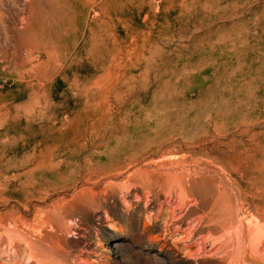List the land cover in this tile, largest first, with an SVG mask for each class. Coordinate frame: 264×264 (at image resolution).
I'll use <instances>...</instances> for the list:
<instances>
[{"label": "rangeland", "instance_id": "374dc122", "mask_svg": "<svg viewBox=\"0 0 264 264\" xmlns=\"http://www.w3.org/2000/svg\"><path fill=\"white\" fill-rule=\"evenodd\" d=\"M159 137L235 201L232 230L264 234V0H0V264H217L193 202L155 188L124 201L96 177L70 186L89 156L123 173L116 159ZM34 151L38 175L22 165ZM244 237L232 259L264 264V242Z\"/></svg>", "mask_w": 264, "mask_h": 264}, {"label": "bare ground", "instance_id": "6f19581e", "mask_svg": "<svg viewBox=\"0 0 264 264\" xmlns=\"http://www.w3.org/2000/svg\"><path fill=\"white\" fill-rule=\"evenodd\" d=\"M181 139L184 140V137L181 136ZM130 141L132 142L133 139H131ZM171 142H172V139L168 140L164 144V142L161 141L160 137L155 138L153 144L151 146H147V149H145L143 152L117 158L116 159L117 161L125 162L124 167H125L126 171L123 173H121V169H119L121 167H112L111 169H109L110 171L101 173V171H100L101 167L90 164V162H89L90 157L93 156V155H91L83 161V164L85 166L83 169V172L85 174L83 179L74 180L73 182H71L70 186L72 188H76V186H78L80 184L82 186L85 185V186H89V187L95 189L99 183H97V182L91 183L90 181L96 177V178L106 179L107 184L109 186H108V190H106V189L105 190L107 192H109V194H112L113 192H115L117 190L120 191V195L122 194V197H123L122 200H124V201H128L132 196L135 199L140 198L141 195L139 194V190L140 191H147V190L150 191V188H153V189L155 188L156 195L163 193L164 195L166 194L170 199H172V196L175 195V197H177V199H178V203H181V204L183 203L185 205V207L186 206L188 207V205L186 204L187 202L183 201V199H186L190 203L193 202V204L190 207L191 208L194 207V209L199 208L198 210H199V212H201V215L198 216V218H197L198 221L196 222V229H198L200 233L205 230L208 234L201 241V243L199 245H202L203 247H206L207 243H209L211 246H215L214 244L218 245L216 248V251H214L213 254H211L207 257V258H209L208 260H213L217 264H221V263L222 264H225V263L236 264L235 260H233V259L235 258L234 256L238 252L243 250L244 245L242 246V241L245 240L244 234H246V236H247L246 238L248 239L249 244L251 243V241L255 240L256 242H258V245H261L262 242H264V234H259V235L253 236L252 235L253 228H251V227L244 229V227L238 226L236 229L232 230L231 229L232 227H230V225L232 224L231 223L232 222V216L229 215V212L233 213V211H235L234 210V206L236 204L235 201L230 200V198L228 197L229 199L225 200V202H223V199L220 198V194H219L221 191L218 193V199H216L217 193H214L212 191V189L208 190V187L210 186L209 182L206 181V178L204 177L202 172H199L195 169V167L198 166V163H195V165L192 166L191 165L192 163L190 164L187 159H179L178 153L180 150H183V149L179 148V149L164 150V145L168 146L171 144ZM89 143L92 145L91 140L89 141ZM89 143L87 142V144L84 146V149L87 148ZM189 147H184V149L190 150V149L194 148V147H190V148ZM157 155H160V158L158 160L156 159L157 161H153L152 158H154ZM70 156L75 158L74 159V165L78 166L79 162L77 161L78 158L76 159L77 156L75 154L70 155ZM100 156H103V155H100ZM40 158H41V156L40 155L38 156L34 151V152L29 154L28 161H26V163H24L22 165H23V167L26 166L25 168H27V167L32 168L28 173H33V174H37V175L40 173H44V172H42L43 169H42L41 160H38ZM109 159L110 158L107 157L105 160V163ZM142 161H148L145 164H143L145 166V168L139 167V164ZM69 166H70V164L64 165V162L62 161L59 163L58 170H59V168H62V167H65V169L69 168ZM76 168L77 169H75L74 173H75V175H79L81 170H79L78 167H76ZM161 170L163 172L162 173L160 172V174H159V171H161ZM55 171H57V169ZM207 177H209V176H207ZM120 178H122V181H119ZM218 178H219V176H218ZM225 178H224V180H225ZM209 181H210V179H209ZM220 181H222V180H220ZM222 182H220V183H222ZM227 182L229 183V181H227ZM47 189H48V187H47ZM230 189L232 192L235 191V187L233 184H230ZM102 190H104V189H102ZM102 190H101V192H103ZM105 190H104V192L106 193ZM229 192H230V190H229ZM163 194H162V197H163ZM149 195H150V193H149ZM149 195H147V196H149ZM209 196H211V199L207 198ZM234 197L235 196H233V198ZM97 198L104 200V198L101 196H98ZM85 199H86V195L84 193H76L74 195V197L69 202L68 201L63 202V204L61 205V208H59L58 211L54 213V219L53 220L58 221L59 219H61V220L64 219L65 210L67 209V207L69 206V204L71 202H74V201L81 202V201H84ZM86 204L88 206H90V208H93L96 204L95 198H90L89 200L86 201ZM186 209H188V208H186ZM205 210H207L208 212H205ZM228 210H230V211H228ZM51 211L53 212V210H51ZM75 212H77V211H75ZM226 213H228V214H226ZM41 216L36 217V219L34 220L35 225L36 226L38 225V227H43L44 225L49 224V222H48L49 220L44 218V217H41ZM226 217L227 218L229 217V218L226 219ZM234 221H235V219L233 220V223H234ZM180 222L181 221H179V223ZM58 223H59V221H58ZM258 225L259 224H257V223L254 224V228H256ZM167 227L170 230L171 226H167ZM37 230H39V229H37ZM115 234L119 235L120 232L117 231V232H115ZM214 235H218V238L213 239ZM39 241L41 242V240H39ZM246 244H247V242H246ZM250 246H252V245H250ZM257 248L255 247V249H254V247H253V251H255L254 252L255 255H258V253L260 252V251L258 252ZM104 250H106L104 252L107 255H111V256H116L120 253V249L118 248L117 245H110L109 243H108V246ZM39 254L41 255V253H39ZM201 254H203V253H201ZM244 257H243V260H244ZM253 257H254V255H253ZM256 257H258V256H256ZM227 261H229V263ZM159 262H160V264H166V262L162 259L159 260ZM249 262H250V260H249ZM242 264H243V262H242Z\"/></svg>", "mask_w": 264, "mask_h": 264}]
</instances>
